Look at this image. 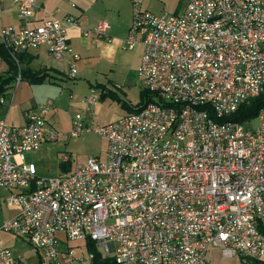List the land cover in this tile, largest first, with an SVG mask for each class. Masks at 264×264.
<instances>
[{
    "label": "built area",
    "instance_id": "built-area-1",
    "mask_svg": "<svg viewBox=\"0 0 264 264\" xmlns=\"http://www.w3.org/2000/svg\"><path fill=\"white\" fill-rule=\"evenodd\" d=\"M12 1L20 23L0 29V44L17 64L41 48L55 61L78 59L74 18L34 25L36 0ZM179 2L180 13L155 15L131 0L125 46L143 47L138 75L151 102L95 128L73 116L68 136L100 135L103 157L40 177L25 155L59 140L52 104L22 127L0 120V213L15 211L0 233L26 241L43 264H92L88 240L116 264H208L211 247L243 264L264 260V109L254 130L222 121L264 92V0ZM109 31L102 21L83 35L112 42ZM6 96L0 90V106ZM98 101L85 98L86 115ZM0 264H20L1 243Z\"/></svg>",
    "mask_w": 264,
    "mask_h": 264
},
{
    "label": "crops",
    "instance_id": "crops-1",
    "mask_svg": "<svg viewBox=\"0 0 264 264\" xmlns=\"http://www.w3.org/2000/svg\"><path fill=\"white\" fill-rule=\"evenodd\" d=\"M36 2L38 11L32 22L34 25H38L53 14L60 20L74 18L76 26H68L67 30L73 53L78 59L75 61L72 54H67L63 60L55 61L45 48L27 54L31 61L30 68L33 71L47 70L50 77L44 84L31 85L20 81L8 89L6 104L0 106V120L5 121L10 127H22L33 110L51 103L49 124L55 130L58 129L68 135L76 113L73 109H85L84 100L89 96L90 91L99 98L94 107L100 104L103 89L106 92L111 91L110 85L105 84L108 72L120 67L138 74L143 47L127 50L125 46V39L132 23L131 0H36ZM167 2V0H144L143 6L145 10L156 15L164 11ZM181 5L182 3L179 2V8L173 13H180L183 10ZM102 21L110 25L108 35L112 38V42L96 40L92 36L87 38L83 35L84 31L93 30ZM19 23L18 8L14 2L0 0V29ZM73 66L76 70L75 77H71ZM7 71V64L3 60L0 61V76H6ZM115 88L121 90L120 86ZM126 115H128L127 111L119 118Z\"/></svg>",
    "mask_w": 264,
    "mask_h": 264
},
{
    "label": "rangeland",
    "instance_id": "rangeland-1",
    "mask_svg": "<svg viewBox=\"0 0 264 264\" xmlns=\"http://www.w3.org/2000/svg\"><path fill=\"white\" fill-rule=\"evenodd\" d=\"M167 1L164 11L156 13V15H162L165 13L174 14V10L179 8V0ZM181 6L183 9L184 5L182 4ZM0 61L2 60L0 59ZM105 80V84L110 85L111 91H114L123 102L135 106L140 102V94L144 90V86L141 79L138 77V74L133 70L121 69L120 67L116 68L113 71L108 72ZM115 86H120L121 90L116 89ZM95 91L100 93L97 90ZM90 94L91 91L89 95ZM73 112L81 113L83 116H86L85 122L92 128L106 125L117 120L119 116L126 114V110L122 108L121 104L114 102L110 98L101 100L100 104L96 107L93 106V115L91 117L86 115V109H73ZM48 118H50L51 121V116ZM256 126L257 121H254L249 125V128L254 130ZM57 132L59 133V140L57 142L48 143L39 151L25 155V162L27 164H34L40 177L52 178L61 175L63 173L61 170V164L64 156H70L71 161L69 166L73 168L75 164L85 163L90 158L103 157L106 152V139L96 133L91 132L78 138H71L60 130ZM13 214H15V211L8 209L7 206L4 205L2 212L0 213V223L2 224L3 221ZM0 243L3 247L9 248L13 251V253L20 259V264H39V256L37 252L23 239L17 238V236L10 233L1 232ZM208 264L243 263L238 257L227 259L222 255L221 251L215 247H211L208 254Z\"/></svg>",
    "mask_w": 264,
    "mask_h": 264
},
{
    "label": "trees",
    "instance_id": "trees-1",
    "mask_svg": "<svg viewBox=\"0 0 264 264\" xmlns=\"http://www.w3.org/2000/svg\"><path fill=\"white\" fill-rule=\"evenodd\" d=\"M0 59H2L8 66L6 76H0V90L6 92L10 89L20 76V81L28 82L31 85L44 84L50 77L47 70L33 71L30 68V58L27 54H20L17 56L18 64L12 59L8 50L0 44ZM102 88V86H100ZM110 98L114 102L121 104L122 108L127 111L128 114L139 112L143 107L149 104L152 100L151 95L143 90L140 94V103L136 107H131L113 91H105L103 89L100 99L106 100ZM264 109V92L257 98L241 105L239 109L225 117L223 122H235L238 124H249L257 118L260 111ZM71 166L62 165L61 170L63 173L69 172ZM264 233V229H262ZM87 252L93 256L92 264H116L114 258L105 257L100 252L97 244L91 240L87 241ZM39 264H43V261L39 258ZM247 264H264V260H249Z\"/></svg>",
    "mask_w": 264,
    "mask_h": 264
}]
</instances>
